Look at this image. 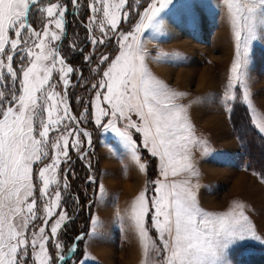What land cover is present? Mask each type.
<instances>
[{
  "label": "snow or ice",
  "instance_id": "snow-or-ice-1",
  "mask_svg": "<svg viewBox=\"0 0 264 264\" xmlns=\"http://www.w3.org/2000/svg\"><path fill=\"white\" fill-rule=\"evenodd\" d=\"M172 3L0 0V264H88L86 252L76 260L85 234L76 236L67 251L59 235L71 219L64 210L71 188L70 153L85 160L93 151L92 133L81 126L89 120L114 133L141 172H147L142 149L158 158L162 179L147 182L155 185L153 194H147L146 186L129 216L143 243L145 264H233L232 251L249 242L264 245V236L243 203L218 214L200 207L198 185L192 183L199 175L192 151L200 147L207 154L208 144L196 136L188 106L177 103L182 94L148 67L150 59L160 63L180 58L179 53L159 51L153 57L146 48L164 34V14ZM218 3L235 41L221 105L229 117L237 104L246 106L251 124L264 140V114L253 103L249 83L254 48L264 46V0ZM188 12L195 24L191 3ZM81 15L92 49L83 57L91 80L67 63L62 52L69 20ZM73 35L70 48L84 52L79 34ZM77 87L87 93L76 98L82 109L78 116L69 100V90ZM87 166L91 170L90 160ZM170 175L180 179L170 180ZM260 179L264 182V175ZM88 182L97 186L95 199L102 202L103 185L91 175ZM75 203L79 205V200ZM116 219L123 229L124 218ZM90 221L94 233L101 222L95 216ZM153 229L155 239L150 235ZM53 247L55 253L50 251Z\"/></svg>",
  "mask_w": 264,
  "mask_h": 264
},
{
  "label": "rangeland",
  "instance_id": "rangeland-1",
  "mask_svg": "<svg viewBox=\"0 0 264 264\" xmlns=\"http://www.w3.org/2000/svg\"><path fill=\"white\" fill-rule=\"evenodd\" d=\"M144 2L146 4L147 0ZM189 3L196 12L195 24H193L192 17L188 12ZM84 19V15H81L79 19L69 20L68 39L63 41L62 52L67 57V63L79 69L84 77L91 80L93 78L90 77L89 66L83 58L84 54L92 50L86 40V29L80 22ZM130 19L133 23L135 22L134 18ZM124 27L127 29L129 25L125 24ZM164 27V34L146 44L149 54L154 57L158 51L168 54L179 53L180 58L168 59L160 63H155L150 59L148 60V67L153 75L172 91L182 94V98L177 103L188 106V114L194 126L195 134L198 135L199 133L201 140L207 143L216 144V146L209 148L208 156L211 157L216 153L210 160L219 163L211 168L206 164V161H201L202 174L192 177V183L198 185L195 191L200 207L207 212L218 214L229 211L236 203H243L246 214L257 226L259 234L264 236V182H261L260 179V167L256 165L249 169L248 163L242 161V143L235 132L236 128L231 123L232 113L233 122L237 121L239 127L246 125L248 119L241 107L236 109L238 104L229 117L220 102L235 58V41L225 11L219 6L218 0H173L172 5L164 14ZM74 33L79 34V43L84 52H73L70 48L69 44L74 39ZM110 46L115 47V44ZM103 50L105 49L101 48V51ZM256 59H260L264 67V46L256 45L254 48V63L250 69L249 81L253 103L258 111L264 114V76L260 77L255 74L256 72L254 73ZM73 80L76 82L75 77ZM88 87H91V83ZM69 93L74 114L78 116L82 109L77 105L76 98L82 95L86 96L87 93L80 87L70 89ZM245 110L249 115L246 106ZM249 120L251 121V118ZM81 126L92 131L94 137L93 151L85 160L78 159L77 163L72 162L69 174L70 195L65 196L64 202V210L71 219L66 221V226L62 229L59 239L65 245L64 251H67V246L74 241L76 236L85 234V239L81 240L78 246L80 251L82 250L84 253L86 240L90 237L89 217L93 209V202L91 201L95 199L97 187L88 182V177L94 176L98 185L101 179L104 180L106 172L115 170V168L112 163L110 164V160H101L99 140L101 132H105L104 129L97 128L91 120ZM240 130L244 131L245 129ZM135 138L139 142V135L136 134ZM211 150L213 151L211 152ZM95 151L97 152L96 155ZM70 154L72 161L78 157L75 151ZM89 160L92 165L91 171L86 166ZM258 160L263 167L264 156L259 157ZM129 161L131 163L129 166L133 168L135 164L131 158ZM193 162L196 166L197 160H193ZM232 162L233 164H231ZM204 164L206 165L204 166ZM221 164L228 168L222 167ZM230 165L233 169H230ZM117 170L119 175L123 176L120 169L117 168ZM253 172L257 175H253ZM145 174L147 194L151 196L153 194L151 190L155 185L147 184V172ZM115 177L119 176L115 174ZM115 177L111 176L107 179ZM156 178L162 179L159 173ZM169 179L178 180L180 177L170 175ZM214 180L215 182H212ZM130 188L131 185H129V190H131ZM207 188L210 192L205 191ZM77 199L79 205L75 203ZM148 219L150 222L151 216ZM150 235L153 239L156 238L154 229ZM260 250H264V245L249 242L245 247L235 250V258H233L235 251H232L230 259L233 264H264V257L257 255V251ZM50 251L55 253L56 249L53 247L50 248ZM137 254L138 249L134 245H129L123 250L116 249L110 261L112 264H145L144 254ZM69 264L72 262L69 261Z\"/></svg>",
  "mask_w": 264,
  "mask_h": 264
},
{
  "label": "crops",
  "instance_id": "crops-1",
  "mask_svg": "<svg viewBox=\"0 0 264 264\" xmlns=\"http://www.w3.org/2000/svg\"><path fill=\"white\" fill-rule=\"evenodd\" d=\"M196 136L201 139L199 133ZM207 144L208 148L216 146V144ZM99 145L101 160H110V164H113L115 170L112 169L108 173L106 172L104 180L101 179L98 184L103 185L104 198L99 203L96 202V199H93V209L90 217H98L101 222V227L97 228L93 233V226L90 221V237L89 239L87 237L88 240H86L85 248L84 246L83 248L84 253L86 252L89 256L88 264H112L110 260L116 249L123 250L128 248L129 245H134L138 249V254H144L143 243L137 230L129 220V216L133 203L137 200L141 192L145 191L146 174L139 170L138 165L133 160L135 166L133 168L129 166L131 164L129 161L130 156L117 142L114 133L101 132ZM209 153L203 154L200 147L193 148L192 158L193 160H197L196 169L199 174H202L200 168L201 161H206V164L211 166V168L219 163L210 160L216 153L211 157L208 156ZM221 165L222 167L228 168L226 165ZM117 168L120 169L123 176L119 175ZM230 169H233L232 165H230ZM115 174L119 177H115ZM111 176L115 178L107 179ZM212 182H215V180ZM129 185H131V190H129ZM205 191L210 192L209 188L205 189ZM118 215L124 218L123 229L120 226V222L116 219ZM84 253L82 256H84Z\"/></svg>",
  "mask_w": 264,
  "mask_h": 264
},
{
  "label": "trees",
  "instance_id": "trees-1",
  "mask_svg": "<svg viewBox=\"0 0 264 264\" xmlns=\"http://www.w3.org/2000/svg\"><path fill=\"white\" fill-rule=\"evenodd\" d=\"M256 65L254 66V73L258 74L260 77L264 76V67L262 61L259 59H256ZM259 77V78H260ZM72 105V104H71ZM238 107H241V110L245 114V116L248 119V123L246 122V125L239 127L237 121L233 122V113H232V122L234 128H236L235 132L238 135L239 140L242 143V161L245 163H248L249 169L254 168V166L258 165L259 172L261 175H264V166L262 167L258 160L259 157L264 156V140L260 139V137L257 134V131L255 130L254 126L251 124V121L249 120V115L246 113L245 106H241L238 104L236 106V109ZM73 108V106H72ZM74 111V110H73ZM232 126V127H233ZM245 129L244 131H241L240 129ZM138 136V135H137ZM94 139V137H93ZM142 152V159L147 161V182L149 180H157L156 175L159 173L158 170V158L150 156L149 153H147V150H141ZM96 155V151L94 152ZM77 163V162H76ZM75 163V164H76ZM260 163V164H259ZM74 164V165H75ZM73 165V166H74ZM80 200V198H79ZM150 217V215H149ZM80 244V243H79ZM79 252L76 253L77 260H80L83 251H80V248H78ZM257 255L264 257V250L257 251ZM236 257V251L233 253V258Z\"/></svg>",
  "mask_w": 264,
  "mask_h": 264
},
{
  "label": "water",
  "instance_id": "water-1",
  "mask_svg": "<svg viewBox=\"0 0 264 264\" xmlns=\"http://www.w3.org/2000/svg\"><path fill=\"white\" fill-rule=\"evenodd\" d=\"M70 100V99H69ZM72 107V106H71ZM72 112H73V114H74V111H73V109H72ZM75 115V114H74ZM85 130H87V131H89V132H91L92 133V131L90 130V129H88V128H85ZM92 143H93V134H92ZM79 158L78 157H76L75 159H74V161H73V163L76 161V160H78ZM88 164H86V166H87ZM71 166H72V164H71ZM87 168H88V166H87ZM89 169V168H88ZM90 170V169H89ZM91 171V170H90ZM88 213H89V211H88Z\"/></svg>",
  "mask_w": 264,
  "mask_h": 264
},
{
  "label": "bare ground",
  "instance_id": "bare-ground-1",
  "mask_svg": "<svg viewBox=\"0 0 264 264\" xmlns=\"http://www.w3.org/2000/svg\"><path fill=\"white\" fill-rule=\"evenodd\" d=\"M90 206H91V204H90Z\"/></svg>",
  "mask_w": 264,
  "mask_h": 264
}]
</instances>
